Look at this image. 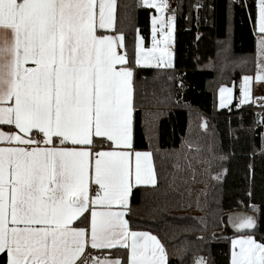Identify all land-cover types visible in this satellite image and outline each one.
Returning a JSON list of instances; mask_svg holds the SVG:
<instances>
[{
    "label": "snow or ice",
    "instance_id": "6c2138e0",
    "mask_svg": "<svg viewBox=\"0 0 264 264\" xmlns=\"http://www.w3.org/2000/svg\"><path fill=\"white\" fill-rule=\"evenodd\" d=\"M137 7L157 14L151 47L138 33L133 60L123 34L98 31L113 29L116 0H0V125L18 130L0 131V264H169L161 240L126 216L134 189L159 187L153 151L135 147L134 77L138 67L173 69L176 10L168 0ZM256 8L255 80L264 82V0ZM252 81L242 78L238 108L253 100ZM231 92L221 87V107ZM230 222L249 234L231 240L229 264H264L255 217ZM86 246L127 258H82Z\"/></svg>",
    "mask_w": 264,
    "mask_h": 264
},
{
    "label": "trees",
    "instance_id": "16d2710c",
    "mask_svg": "<svg viewBox=\"0 0 264 264\" xmlns=\"http://www.w3.org/2000/svg\"><path fill=\"white\" fill-rule=\"evenodd\" d=\"M256 2L177 0L173 69L135 73V147L153 151L159 187L134 189L127 219L132 230L161 240L169 264H195L199 257L229 264L231 240L240 232L231 217H255L251 234L264 241V124L257 122L264 106H236L242 77L257 71ZM137 3L117 0L115 31L133 60L138 33L151 45L153 10ZM221 87L234 88L228 108H219ZM108 251L126 261L127 250Z\"/></svg>",
    "mask_w": 264,
    "mask_h": 264
},
{
    "label": "crops",
    "instance_id": "0c3cea01",
    "mask_svg": "<svg viewBox=\"0 0 264 264\" xmlns=\"http://www.w3.org/2000/svg\"><path fill=\"white\" fill-rule=\"evenodd\" d=\"M257 1V0H256ZM116 2H117V0H116ZM257 3V2H256ZM116 14H117V10H116V13H115V21H114V27H113V29H108V30H98V31H101V32H103L104 34H106V35H119V34H121V33H117L116 31H115V28H116ZM151 23V22H150ZM151 46V45H150ZM174 46V45H173ZM170 51L171 52H173L174 53V49H173V47L171 46V48H170ZM255 75L256 74H254V75H247V76H252L253 77V81H252V97H253V100L250 102V103H254V100L256 99V98H264V82H262V81H256L255 80ZM244 77V76H243ZM242 77V78H243ZM241 84H242V79H241V82H240V86H241ZM226 88V87H225ZM240 97H241V94H240ZM220 90H219V103H220ZM250 103H246V104H242V105H247V104H250ZM229 107V106H228ZM228 107H225V108H228ZM223 109V108H222ZM0 131H3V132H5V133H9V132H14V131H18V130H16L15 128H14V126H6V125H0ZM0 146H3V142H0ZM149 187H151V186H149ZM130 199H131V197H130ZM126 219H127V216H126ZM241 234H246V233H241ZM241 234H237V235H235L233 238H236V236H238V235H241ZM247 234H249L248 232H247ZM251 234V233H250ZM232 238V239H233ZM116 249H120V248H116ZM89 250H94V249H91V247L90 246H86V250H85V253L84 254H82V258L87 254V252L89 251ZM108 250H114V249H105V250H100V251H103V252H106V251H108ZM95 251H98V250H95ZM109 252V251H108ZM102 255H104V253H102ZM105 255H107V256H109V257H111V258H119V259H121L122 260V258L120 257V256H118V255H116V256H113V255H110V254H107V252H106V254ZM104 255V256H105Z\"/></svg>",
    "mask_w": 264,
    "mask_h": 264
},
{
    "label": "rangeland",
    "instance_id": "374dc122",
    "mask_svg": "<svg viewBox=\"0 0 264 264\" xmlns=\"http://www.w3.org/2000/svg\"><path fill=\"white\" fill-rule=\"evenodd\" d=\"M152 10H153V12H152L151 18H152V16H154V15L157 14L156 11H155V9H152ZM143 40H144V39H143ZM174 40H175V21H174L173 40H172V44H171L172 47H173V45H174ZM151 42H152V37H151ZM144 47H145V48H148V47L145 46V42H144ZM150 47H151V46H150ZM171 53H172V63H173V65H174V53H173V52H171ZM226 88H230V89L232 90V92H231V103H229L228 105L225 106V107H228V106H230V105L234 102L235 95H234V88H233V87H226ZM220 99H221V98H220ZM225 107H221V106H220V103H219V108H225Z\"/></svg>",
    "mask_w": 264,
    "mask_h": 264
},
{
    "label": "built area",
    "instance_id": "2783aa9c",
    "mask_svg": "<svg viewBox=\"0 0 264 264\" xmlns=\"http://www.w3.org/2000/svg\"><path fill=\"white\" fill-rule=\"evenodd\" d=\"M168 3H169V5H170L171 8L175 9L177 0H168ZM254 104L257 105V106H264V99H262V98H256L254 100ZM102 256H104V255H98L97 257H102ZM86 257L89 260H91V254L90 255H86Z\"/></svg>",
    "mask_w": 264,
    "mask_h": 264
},
{
    "label": "water",
    "instance_id": "95a60500",
    "mask_svg": "<svg viewBox=\"0 0 264 264\" xmlns=\"http://www.w3.org/2000/svg\"><path fill=\"white\" fill-rule=\"evenodd\" d=\"M252 231H253V230H250V233H251ZM241 233H244V232L240 231L238 234H241Z\"/></svg>",
    "mask_w": 264,
    "mask_h": 264
}]
</instances>
